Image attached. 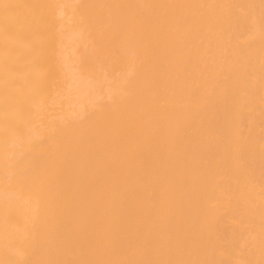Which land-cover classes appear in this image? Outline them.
Listing matches in <instances>:
<instances>
[{
    "label": "bare ground",
    "instance_id": "1",
    "mask_svg": "<svg viewBox=\"0 0 264 264\" xmlns=\"http://www.w3.org/2000/svg\"><path fill=\"white\" fill-rule=\"evenodd\" d=\"M0 264H264V0H0Z\"/></svg>",
    "mask_w": 264,
    "mask_h": 264
}]
</instances>
